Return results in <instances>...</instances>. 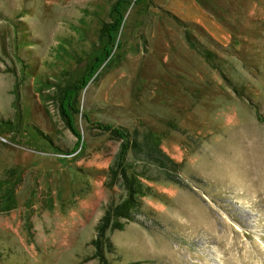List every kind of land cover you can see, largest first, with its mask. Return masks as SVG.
I'll return each instance as SVG.
<instances>
[{"label": "rangeland", "instance_id": "374dc122", "mask_svg": "<svg viewBox=\"0 0 264 264\" xmlns=\"http://www.w3.org/2000/svg\"><path fill=\"white\" fill-rule=\"evenodd\" d=\"M118 1L0 0V264H264V0H120L77 136L61 93L105 53ZM103 126L155 133L180 165L178 183L144 181L104 262L97 228L123 192Z\"/></svg>", "mask_w": 264, "mask_h": 264}, {"label": "trees", "instance_id": "16d2710c", "mask_svg": "<svg viewBox=\"0 0 264 264\" xmlns=\"http://www.w3.org/2000/svg\"><path fill=\"white\" fill-rule=\"evenodd\" d=\"M122 1H118L112 8V21L105 23L101 29V37L108 41V48L104 54L95 59V63L88 72L81 77L66 81L60 103L62 115L67 119L72 131L77 135L74 118L80 113L79 96L91 78L112 54L115 46V38L122 25ZM112 48V50H111ZM87 119V116H85ZM112 139L121 142L116 159L109 170L110 182L113 186H119L123 197L117 204H111L106 210L97 228V237L94 240L96 256L103 259L102 252L109 244V231L123 230L125 223L135 221V215L140 212L141 199L145 197L144 181H158L165 179L178 183L173 176L180 171V165L168 157L161 149V140L153 132H130L126 128H113L103 126L101 128ZM111 245V244H109ZM104 262V259H103Z\"/></svg>", "mask_w": 264, "mask_h": 264}, {"label": "bare ground", "instance_id": "6f19581e", "mask_svg": "<svg viewBox=\"0 0 264 264\" xmlns=\"http://www.w3.org/2000/svg\"><path fill=\"white\" fill-rule=\"evenodd\" d=\"M260 171V170H259ZM261 173H262V175L264 176V170H263V172L261 171ZM262 189H264V187H262ZM206 213V212H205ZM204 213V214H205ZM208 213V212H207ZM200 216V215H199ZM202 217H203V215H202ZM202 217H197V220L195 219V221L193 222L192 221V225L194 226V228H196V229H198V230H203V231H206V234H208V235H214V236H217V234H216V227H215V225L214 224H211V222L210 221H208V222H205L206 224L205 225H203L202 223V220H201V218ZM206 217V221L208 220V217H207V215L205 216ZM205 217H203V218H205ZM210 220V219H209ZM212 233V234H211ZM212 252V254L213 253H215V251L213 250V251H211ZM216 261V260H215Z\"/></svg>", "mask_w": 264, "mask_h": 264}]
</instances>
